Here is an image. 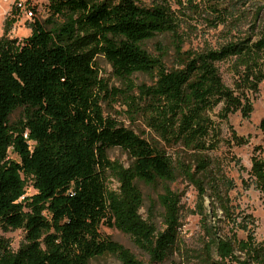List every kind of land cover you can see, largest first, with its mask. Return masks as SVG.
<instances>
[{
	"label": "trees",
	"instance_id": "16d2710c",
	"mask_svg": "<svg viewBox=\"0 0 264 264\" xmlns=\"http://www.w3.org/2000/svg\"><path fill=\"white\" fill-rule=\"evenodd\" d=\"M215 1L210 22L217 27L227 21V7ZM48 10L46 19L30 23L27 37L0 38V227L25 231L17 250L0 235V264H93L108 254L121 264H176L181 195L171 184L179 176L199 192L205 232L199 264H264L253 215L237 211L229 195L234 182L213 172L206 156L220 145L222 122L231 113L250 117L254 111L251 95L264 81V18L254 23V35L218 49L182 52L179 44L181 66L169 69L146 44L159 34L179 36L169 0H50ZM102 56L123 88H111L102 77ZM227 59L234 60V87L217 65ZM136 73L155 77L137 84ZM117 98L143 120L151 139L106 115L103 101ZM219 105L218 121L213 111ZM259 128L264 133V116ZM232 140L247 142L235 130ZM116 147L132 158L129 166L110 157ZM167 147L182 148L193 163L177 164ZM251 173L264 193V158L253 157ZM139 181L164 184L162 228L141 212ZM219 209L230 226L222 235V225L208 222ZM102 225L129 235L148 260L104 236Z\"/></svg>",
	"mask_w": 264,
	"mask_h": 264
},
{
	"label": "rangeland",
	"instance_id": "374dc122",
	"mask_svg": "<svg viewBox=\"0 0 264 264\" xmlns=\"http://www.w3.org/2000/svg\"><path fill=\"white\" fill-rule=\"evenodd\" d=\"M18 0H0V38L7 33L10 37L23 39L31 34L29 20L24 17L13 20L15 3ZM140 3L149 4L152 0H138ZM173 10L177 13L179 21L178 37L170 33L159 34L147 41L148 50L155 56L162 58L169 69L181 66V55L178 54V47L181 44V51L206 52L210 49H218L228 42L237 41L241 38L251 36L255 31L254 23L257 25L264 18V0H216L218 4L227 7L224 12L227 21L214 27L210 20H215L216 14L210 7L211 0H169ZM50 0H40V9L37 17L46 19L49 15L48 5ZM196 6L198 8H196ZM254 35V34H253ZM233 59L217 62L221 75L225 82L234 87L236 74L233 70ZM101 75L109 81V86L123 88V84L113 74L111 64L102 56L99 57ZM155 74L148 75L136 73L134 80L137 84L146 82L152 83ZM254 111L250 117H244L240 111L231 113L227 121L222 122V141L218 148L207 152L206 156L212 161L211 168L215 173H224L226 177L234 182V188L229 195L232 202L240 213L251 214L255 219V235L258 241L264 240V193L257 188L251 173L252 160L255 155L264 158V133L259 128V123L264 116V81L260 83L257 93H252ZM106 115L117 118L122 125L134 130L137 134L151 139L152 133L144 124L143 120L135 116L131 108L125 103V99L103 101ZM222 105L213 111L214 118L219 121L218 113ZM245 137L247 142L237 145L232 140V131ZM164 147L165 144L161 143ZM168 153L178 164L179 160L193 163V157L182 152L180 147H167ZM109 155L112 159L118 160L126 166L132 162V158L121 148L110 149ZM12 157L16 155L12 152ZM110 186L115 188L117 182L111 178ZM163 183L151 185L139 181V186L144 195V206L141 210L145 218L152 216V220L159 228H162V208L158 202V196L163 192ZM172 189L181 195L180 208V241L173 260L176 264H199L203 248L204 228L201 216L199 192L196 186L179 176L171 184ZM207 195L205 197V213H212V193L207 184ZM36 189L32 182L27 186V195H33ZM203 209V210H204ZM218 214L210 216L213 225L221 226L220 234L229 233V227L223 222L224 214L219 209ZM101 233L111 237L127 248H129L139 259L148 260L147 255L138 249L132 238L126 233L102 225ZM231 232V231H230ZM219 234V235H220ZM0 235L7 238L13 249L17 250L25 242V231L23 229L4 231L0 227ZM240 237H245L243 231H239ZM93 264H121V261L113 255H104L92 262ZM166 264H171L167 262Z\"/></svg>",
	"mask_w": 264,
	"mask_h": 264
},
{
	"label": "built area",
	"instance_id": "2783aa9c",
	"mask_svg": "<svg viewBox=\"0 0 264 264\" xmlns=\"http://www.w3.org/2000/svg\"><path fill=\"white\" fill-rule=\"evenodd\" d=\"M15 7V16L17 18L24 17L29 20H35L40 9V0H18L15 3ZM25 136L27 137L28 133Z\"/></svg>",
	"mask_w": 264,
	"mask_h": 264
}]
</instances>
